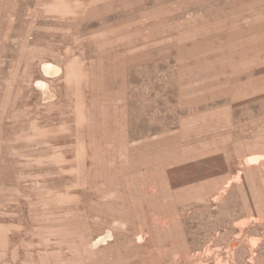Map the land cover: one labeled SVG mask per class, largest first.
Masks as SVG:
<instances>
[{
	"label": "rangeland",
	"instance_id": "obj_1",
	"mask_svg": "<svg viewBox=\"0 0 264 264\" xmlns=\"http://www.w3.org/2000/svg\"><path fill=\"white\" fill-rule=\"evenodd\" d=\"M0 264H264V0H0Z\"/></svg>",
	"mask_w": 264,
	"mask_h": 264
},
{
	"label": "bare ground",
	"instance_id": "obj_2",
	"mask_svg": "<svg viewBox=\"0 0 264 264\" xmlns=\"http://www.w3.org/2000/svg\"><path fill=\"white\" fill-rule=\"evenodd\" d=\"M43 71H44V73L52 74V73H55L58 71V67L52 63H44L43 64ZM37 84L40 86V88L42 89V91L45 95H48L50 93V91L47 87V84L44 81H38Z\"/></svg>",
	"mask_w": 264,
	"mask_h": 264
}]
</instances>
